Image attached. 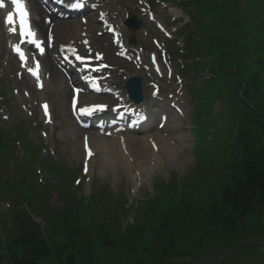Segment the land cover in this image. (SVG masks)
<instances>
[{"label": "rangeland", "instance_id": "374dc122", "mask_svg": "<svg viewBox=\"0 0 264 264\" xmlns=\"http://www.w3.org/2000/svg\"><path fill=\"white\" fill-rule=\"evenodd\" d=\"M167 1V0H163ZM228 6H232L233 0H226ZM199 7L203 9L204 12L208 13H214V5H205L203 2H210L213 3L214 0H196ZM244 3L247 5V9L245 12H243L242 17V23L243 24H259L261 23V19L264 18V0H244ZM125 4H128V0L125 1ZM256 5L259 13L255 11H252L249 9L250 5ZM225 5L223 4L222 8L216 7L215 9V15L217 19H220L221 17L225 16H233L236 14L234 9L236 11L240 10V6H233V9H230V12L228 14H225ZM247 14L248 17L245 15ZM255 14H258L259 16H255ZM203 24L206 23L205 19H203ZM245 20V21H244ZM187 21V20H186ZM168 23V21H166ZM235 24V20H233ZM244 26V25H243ZM241 24L236 25L235 34L239 35L235 38L236 42H239L238 50H239V56H244L245 60L247 61V66H251L252 63L256 60L257 57L252 59V57H249L246 50V45H249V47L255 48L256 42L250 43L246 40V37L248 36V33L244 32V28ZM233 27V25H232ZM151 30V29H150ZM170 31V30H169ZM131 35V33H129ZM126 35H128L126 33ZM143 38V37H142ZM179 39L177 38V41ZM197 40V38H196ZM176 41V42H177ZM173 42L172 45H170V48L172 49V46L174 45ZM139 44L145 45L143 41H138L137 45L134 46L135 49L141 48ZM108 44V41L106 40H100L98 42V45H105ZM262 49L260 53H258V58L264 57V41L261 42ZM177 46V45H176ZM183 45L177 46V50L181 51L178 48H181ZM257 58V60H258ZM148 63V62H147ZM174 65H178L177 60H173ZM130 67H134L130 64H128ZM182 66L186 65L181 64L180 68L182 69ZM135 68V67H134ZM10 69V67H8ZM8 69L4 65V63H0V74L4 75V77L8 76ZM136 70V68H135ZM138 71V70H136ZM178 73V71H176ZM198 73L196 76L190 78L188 77L187 83H188V90L190 87L193 89L197 88V84L200 80L205 79L207 81L208 78H210V75L207 71H197ZM143 75V79L145 80V88L144 92L146 97L150 95L149 86L148 83L150 82V78L147 72H141ZM0 75V76H1ZM183 78V77H181ZM217 79V76H216ZM217 80L213 79L210 82H204L207 85H213L215 84ZM177 80H170V78H165L162 80V89L164 91V97L168 98L171 95V90L176 91V85L175 83ZM201 82V81H200ZM22 82H17L15 85L17 89H19L21 92L25 90L24 87L21 86ZM185 93V101L189 104V97L188 92L184 89L182 91ZM208 91H206L207 93ZM210 95L217 96L214 98V100L218 101L221 100L222 104L220 102L214 103V111L218 113L222 108H224L226 105H228V100L219 99V95L217 91H214L213 89H210L209 91ZM190 96H192L193 101L191 102V105L189 104V114L186 117V122L183 124V127H185L186 133L190 138V148L188 150V155L190 157V162L186 164L185 169L182 171L181 174L176 172L174 169H170L168 171V175L163 176L162 174L155 173L151 179L146 183L138 184L141 185L137 191L136 194L133 192L134 184L127 181V179H123L122 182H117L115 185L112 183V179L110 176H99L98 168H99V162H100V156L97 154L95 158V164L93 168V173L91 178V182L85 181V179H82L83 176L80 173L82 164H83V155L80 153H75L76 151V144L72 141H70L67 137L64 136L65 129H68L71 127V121L68 114V110L66 107V101L64 99L57 100L56 97H53V102L55 105L54 115L55 120L57 121L54 124V129L48 130V128H45L42 123H40V120L37 121V125L35 127L34 124H30L28 128L30 132V137L28 138L34 143L37 154H36V161H41L42 164H39L38 162H28V158L23 152L22 147L20 144H17L14 149V155L12 158L5 156L3 159L0 160V163H5V168H3L0 176L3 178V180H11L14 178L13 173L18 172V170L21 169H27L31 171L32 174H35V180L39 182L40 180H43V183L41 184L42 191L47 192L48 199L47 204L51 208V213L53 215H62L64 213H71L69 211L70 207V201L67 197V194H64L66 192V188L63 184H65L66 181H59L58 175L61 176L64 174V176H67V178L71 179V184L69 186L70 191L77 192V194L80 196L86 197V199L82 202V205L85 209L92 212L93 207H96L94 203L91 202L92 198H96V195H98V192L100 190V187L103 185H106L109 195H107L103 199L102 207L103 212L100 217L103 218L102 224L107 225H118V223H123L122 225L127 226V230L129 228H133L130 230H133L132 232H129V242L130 246L127 249V251L124 254V245H121L120 249H115L114 251L111 249L110 254L106 255L104 259L101 260V262H104L105 264H135L137 263V260L142 259H153L155 257H159L161 255V251L157 250L156 247L149 248L148 253L143 254L141 250L143 248H148L151 245L150 244H144V247H140L139 250L136 251V255H132L131 248L132 244L138 243L142 239H146V236H148V233L144 228H142L146 222L148 215L153 216L154 213H159V210L166 209V211H173L171 204L176 205L174 207V210L177 211V209L184 211L185 213L181 216L180 214L174 215L176 218H180L182 221V218H187L188 222H192L196 217H198L200 214L203 216L205 209L207 208V203L205 199H203V195H207L209 192H215V178L216 175L220 172L217 171L216 168L218 166L217 161L215 160V157L213 153L210 155V159L208 160L209 165L207 167L201 168L200 167V159L198 157V153L201 152L200 150H195V156L196 160L198 162V165L196 166L194 154H193V147L196 143L194 135H193V128L192 123L194 121L192 117V111L193 107L195 106V98H194V91H190ZM35 99H38L37 95H34ZM205 97V96H204ZM213 100V99H212ZM212 102V101H211ZM13 103L15 104V110L16 112H19L20 104L13 98ZM237 107H239L237 105ZM227 110V107H225ZM237 108L231 107L228 109L230 112L231 110H235ZM191 112V113H190ZM232 115V112H231ZM60 122V123H58ZM59 124V125H58ZM232 121H228V124L225 127V130L227 132L231 129ZM17 126L15 122L8 121L5 123H2L0 121V127L2 130L5 131H11ZM56 126V128H55ZM210 126L216 127V126H222L221 121L219 120H212L210 122ZM37 144V145H36ZM221 150V146L218 147V151ZM5 154H10L9 151H6ZM13 161V164H12ZM14 165V166H13ZM58 166V172L57 174H53L50 168H55ZM195 169V171H193ZM41 172V173H40ZM211 172V173H209ZM67 175H66V174ZM121 174H124L122 171ZM108 175V174H107ZM63 176V177H64ZM58 177V178H57ZM63 179V178H62ZM77 179H79V183H77ZM67 180V179H66ZM156 181V182H155ZM157 181L162 182L163 185L159 186ZM155 182V183H154ZM174 186L171 187L174 188V190L179 193L181 192V201L178 199L172 201V196L165 195L167 192L166 185H169L170 183ZM80 184V185H79ZM170 190V191H171ZM169 192V191H168ZM189 193H192V197ZM98 197H101L98 195ZM158 197V199H157ZM161 197L166 198L169 201L161 199ZM121 198L123 199V204H120L121 209H125L128 212L127 215H125L123 212L120 214H116L114 212V208L116 207V199ZM160 199V200H159ZM186 201H185V200ZM192 199V200H191ZM0 202H2L1 208L6 209V204L3 200L0 199ZM186 206L183 207L185 205ZM4 204V205H3ZM117 209V208H116ZM147 209L152 214H147ZM154 211V212H153ZM3 213H5L4 210H2ZM178 220V219H177ZM68 221L71 223V225L75 228L87 230L89 229L90 224L89 222L82 223L81 219H78V216H71L68 218ZM184 228L183 235L187 236H181L179 234L172 236L173 241L172 244L173 247L168 246V259L173 258V260L177 261H186L188 264H194L200 256L207 255V252L212 251L211 249H208L211 245L212 247L216 246L217 250L213 251L215 254L228 251L231 248H235L232 253V255L228 256L227 258L223 259V264H264V245L261 244L263 239H261L264 236V212L261 215L252 216L248 218L247 225L245 228L240 229L238 232H236L234 235H232L229 238L222 237L218 232H213L212 235L209 238H205L202 236V230L203 228L199 225L198 229H200V234L193 237V232L191 229L193 228L192 225H190V229L186 227L184 223H178ZM95 225V224H94ZM113 230L114 227H112ZM75 229V230H78ZM126 230V232H127ZM175 230L173 229V233L175 234ZM89 231V230H88ZM87 233H90L88 232ZM129 231V230H128ZM124 232V233H126ZM89 235H82L83 238H87ZM181 236V237H179ZM184 237V238H182ZM193 237V239H192ZM182 238V239H181ZM169 239V238H168ZM192 239V240H191ZM65 241V237L61 234L57 236L56 239V247L63 245ZM154 241L155 243L157 240L153 239L150 241L152 244ZM166 245V244H163ZM160 248V247H159ZM163 249V248H162ZM114 252V253H113ZM206 252V254H205ZM185 254H188L187 257H183ZM212 254V253H211ZM222 264V263H221Z\"/></svg>", "mask_w": 264, "mask_h": 264}, {"label": "trees", "instance_id": "16d2710c", "mask_svg": "<svg viewBox=\"0 0 264 264\" xmlns=\"http://www.w3.org/2000/svg\"><path fill=\"white\" fill-rule=\"evenodd\" d=\"M227 61H231L230 57ZM262 73L263 70H260L253 78H250V81L247 80V84H253V90H257L258 94H255V98L246 97L253 106H246L247 111L241 116L239 122L240 127L234 141L231 162L223 163L222 171L219 172L218 179L223 182L218 193L215 194L216 202L204 212L203 216L200 214L194 219L197 220L198 225L205 219L207 224L218 227L228 236L234 234L247 217L261 215L264 211V85L258 82ZM241 80L244 81L243 77ZM241 80L239 79V82ZM148 212L147 210V214ZM147 219H151V216L148 215ZM170 221V218H166L163 227L167 228ZM146 223L147 231L156 228L151 221L147 220ZM169 228L164 231L165 234L162 237L148 233L146 239L138 242L139 246H132V250L144 247V244H150L152 238L157 240L156 246L158 244L163 248L166 246L163 244H167L166 239L173 241L172 236L176 234L187 236L178 233L175 224ZM75 229L67 228L68 231L64 235L65 243L56 247L54 252L49 245L46 247L40 243L42 239L39 232L31 236L30 242H18L13 248H18V244L22 248L10 253V264H96L98 259L95 252L84 245ZM173 229H176L175 234ZM99 242L101 244V241ZM102 245H107L106 241L103 240ZM127 246L129 248L130 242ZM110 250L108 249V252Z\"/></svg>", "mask_w": 264, "mask_h": 264}, {"label": "bare ground", "instance_id": "6f19581e", "mask_svg": "<svg viewBox=\"0 0 264 264\" xmlns=\"http://www.w3.org/2000/svg\"><path fill=\"white\" fill-rule=\"evenodd\" d=\"M33 12L39 14V9L37 8L36 0H29ZM35 9V10H34ZM111 10L110 5L107 8ZM5 13H9L5 11ZM37 22V21H36ZM93 23L87 25L88 33L92 32ZM38 28L40 30L44 29V26L37 22ZM78 27L76 23L66 22L54 25V29L51 27V36L55 37V46H59L63 43V40H69L73 37H68V33L71 36H76ZM125 42H122L121 47H125ZM110 60L113 63H119L120 61L114 59L112 56V51L107 55H102L100 58L101 62ZM35 69V68H30ZM111 76L107 80H101L99 85L105 89L113 88L119 95V100L121 104H128V99L123 90H119L118 86H124L125 83L131 78H140L139 72H133L129 67H121L108 71ZM38 83L42 80L38 75L35 76ZM29 85V84H28ZM182 98L175 97L170 99L169 104H179L182 106ZM81 102L85 106L92 105L96 103L92 100L88 103L86 100L81 99ZM128 108H133L134 106L129 104ZM164 108H169L168 105L163 103ZM138 107V106H136ZM169 110V109H168ZM184 115L187 113L185 108H182ZM163 113V110H162ZM162 119V130H156V132H148L147 134H139L136 136H110L109 138H104L99 135L85 134L81 132H75V143L76 151H80L83 148L85 135H89L91 142V147L96 155L100 156L99 174L106 176L107 174L111 177L113 185L117 183L119 171L123 170L125 175L122 177H128L129 180L138 186V184L147 183L149 179L155 176V173L162 174L163 176L168 175L170 169H174L179 174L185 169L186 164L189 163L190 157L188 155V150L190 148L189 138L186 136L184 129L180 126V119L173 118L165 120ZM51 122V121H50ZM160 124V119H159ZM160 128V129H161ZM69 130L66 129L65 132ZM66 135H70V131H67ZM74 134V133H73ZM79 135V136H78ZM156 150L154 149V147ZM75 151V152H76ZM85 156V154H84ZM95 156V155H94ZM93 162V157L90 159ZM135 189V188H134ZM136 190V189H135ZM22 243V242H20ZM157 246L154 245L152 247Z\"/></svg>", "mask_w": 264, "mask_h": 264}, {"label": "snow or ice", "instance_id": "6c2138e0", "mask_svg": "<svg viewBox=\"0 0 264 264\" xmlns=\"http://www.w3.org/2000/svg\"><path fill=\"white\" fill-rule=\"evenodd\" d=\"M12 4L15 6V13L9 12L7 15L6 23L12 25L14 24L15 17L19 18V26H20V37L21 41L27 40L28 43L33 44L36 46L37 49H39L41 55L43 54V46L41 41H39L36 38V33L31 29V26L28 21L29 13L26 9V5L23 3V0H11ZM3 5L0 4V7ZM76 7L82 6L80 3V0H76L75 3ZM11 31H15V28H12ZM13 50L17 52V54L20 56L21 61H25L26 57L24 53L19 48V45H16L13 47ZM77 59H80V57H77ZM38 70H39V62L36 63L35 69H29V71L32 73V75L37 76L38 78ZM102 105L93 106V108H102ZM45 112H47V105H44ZM85 149L88 151V155L91 156V151L87 148V140H85ZM87 170V169H86ZM79 183V181H77Z\"/></svg>", "mask_w": 264, "mask_h": 264}]
</instances>
